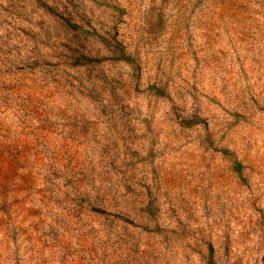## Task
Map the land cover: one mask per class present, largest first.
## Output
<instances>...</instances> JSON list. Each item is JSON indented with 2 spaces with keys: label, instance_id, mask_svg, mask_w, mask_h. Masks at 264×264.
Here are the masks:
<instances>
[{
  "label": "rangeland",
  "instance_id": "obj_1",
  "mask_svg": "<svg viewBox=\"0 0 264 264\" xmlns=\"http://www.w3.org/2000/svg\"><path fill=\"white\" fill-rule=\"evenodd\" d=\"M0 264H264V0H0Z\"/></svg>",
  "mask_w": 264,
  "mask_h": 264
}]
</instances>
